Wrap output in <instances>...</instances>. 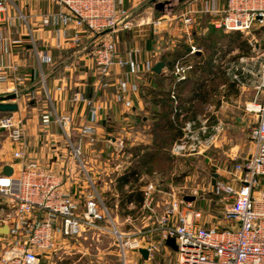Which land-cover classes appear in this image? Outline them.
<instances>
[{"label": "built area", "instance_id": "obj_1", "mask_svg": "<svg viewBox=\"0 0 264 264\" xmlns=\"http://www.w3.org/2000/svg\"><path fill=\"white\" fill-rule=\"evenodd\" d=\"M47 1L55 9L44 15L43 23L54 28L56 48L62 49L65 44L79 47L85 37L93 40L89 56L96 68V80L101 84L111 76L115 66L129 65L133 74L141 72L131 58L120 56L115 39L110 34L135 29L144 35L147 29L142 26L151 24L157 28L163 22L174 19V16L170 19L163 15L155 20L132 21L131 5L126 2L131 4L134 0ZM157 3L154 0L152 7L155 8ZM6 6L7 0H0V13L6 10ZM210 11L213 14L212 26L217 30L239 31L248 36L255 29L264 27V0H225L224 8ZM20 17L26 20L24 15ZM180 18L185 25L193 24L191 16ZM252 45L256 52L254 56L257 59L264 57L259 43L254 45L253 42ZM199 50L193 47L192 53ZM36 54L39 62H51L47 51H36ZM262 60L256 74L258 80L254 85V96L244 107L254 119L249 134V151L242 155L239 150H232L228 155L232 163L217 166L213 173L210 193L222 207V225L206 222L203 212L194 205L195 201L185 199L191 195L173 188L161 190L158 180L146 179L143 182L144 176L139 174L143 195L141 209L145 212L143 218L152 222L147 230L148 238L141 239L129 238L119 231L90 175L85 179V187L70 179L75 173L71 169L65 174L26 161L25 110L20 107L23 77L14 64L0 66V71L6 75L3 80L6 84L0 88V101H6L10 94H15L16 98L9 101L18 104L17 111L0 116V138L3 136L12 142L15 160L12 174L0 172V227H9L8 234L0 236L11 238L0 264H38L39 256L54 250L59 239L72 240L93 229L115 235L125 262L126 250L138 251L141 242L145 243L151 258L157 250V244L153 241L156 234L157 242L163 245L166 239H175L176 251L165 245L171 254L175 253V264H264V58ZM193 67V63L178 62L172 73L179 81H184ZM146 71H150V66L146 67ZM116 82L118 91L126 88V81L122 78H117ZM74 101L87 106L88 123L81 127L78 143L73 144L69 139L66 145L71 150L72 158L78 161L79 168L83 169L82 144H95L96 132L91 125L98 120L101 106L80 93L75 94ZM42 122L44 125L55 122L67 138L70 136V115L56 114L51 118L50 114L45 113ZM116 147L120 152L116 150L115 155L119 157L124 146L117 144ZM199 147L201 144L189 135L174 143L171 153H195ZM109 162V168L115 172L125 168L123 161L114 168L111 158ZM65 176L70 179L69 186L66 185ZM193 193H197L196 190ZM129 205L134 207L133 203ZM128 220L131 221L132 217H128Z\"/></svg>", "mask_w": 264, "mask_h": 264}, {"label": "crops", "instance_id": "obj_2", "mask_svg": "<svg viewBox=\"0 0 264 264\" xmlns=\"http://www.w3.org/2000/svg\"><path fill=\"white\" fill-rule=\"evenodd\" d=\"M153 1L134 0L131 4L127 2L126 4L131 5L132 9L149 5L151 12L147 9L148 18L146 21L156 19L154 12L162 13L160 17L167 15L166 11L172 7V0H156L165 4L164 8L159 10L152 7ZM194 1L198 8L189 7L179 16V18L181 16L193 18V24L189 26L185 25L180 18V24L185 33H189L190 29H193L194 34L197 32L206 33L210 31V28L213 33H224L212 26L213 14L210 10H221L225 6V0ZM53 9L55 8L47 0H7L6 10L0 13V66L14 64L18 67V73L23 77L21 109L27 112L28 105L24 104L26 96L38 95L41 87L49 102V105L44 104L42 107H38L36 98L30 100L34 115L24 121V134L28 144L26 161L36 162L42 167L56 172L65 173L71 169L75 173L71 175L70 179L72 178L73 182H77L79 185L83 184L85 187L87 175L92 178L98 177V179L102 175H107L106 177H109V182H111L108 186L110 190L101 195L103 198L112 192L113 196L118 198L116 178L125 171L128 165L138 164L139 153L143 154L145 148L159 143V135L164 134L160 129L169 128V121L173 122L170 124L172 127L180 130V132H176L177 130L174 129L173 143L188 138L187 133H189L196 138L198 144H201L198 151L192 154H201L212 146L217 147L220 137L223 136L226 126L229 125L228 115L224 114L233 108L234 100L240 98L241 88L252 87L254 89L252 79L259 73L261 63L257 68L252 67V63L248 62L249 58L243 59V61L248 60L244 62V71L248 73L247 81L237 85V94L228 89L227 78L232 77L233 67L229 59L233 56V52H238V49L227 46L216 49L212 57L214 67L205 74L206 84L210 81L221 82L220 96L215 101L211 91L209 99L203 102L200 98L202 91L193 90L192 86L189 89L184 88L187 81L198 78L201 69L199 66L202 65L201 61L204 57L201 54L203 50L201 53H192V50L189 52L187 50L181 58L173 57L174 51H162V49L160 51V46L156 44L162 40L161 38L157 39L155 35L166 24L157 28L151 24L145 27L147 32L144 35L148 39L150 35L153 36L145 50L143 48L140 50L139 47H130L127 52L117 50L121 57L131 58L134 61V66H137L141 71L145 72L146 67L150 66L149 72L146 71L143 76L141 75L142 77H138L133 74L134 71L129 65L115 66L111 76L101 84L96 80V68L89 56L93 40L85 37L79 47L65 44L62 49L56 48L54 28L43 23L44 15ZM20 15H24L26 20H23ZM205 22H208V25ZM36 51H47L51 62H39ZM158 62L164 63L160 73L153 71V67ZM178 62L194 64L184 81H179L172 73ZM4 77L6 78V75L0 71V88L6 84L3 82ZM117 78L126 81V88L123 91L117 90ZM107 85L109 87H106ZM76 93L93 99L101 106L98 120L91 125L96 132L97 140L93 145L82 144L83 169L78 167V161L72 158L71 150L66 145L69 139L73 144H77L81 127L88 123V108L74 101ZM118 96L126 98L125 102L115 99ZM199 105L205 106L210 115L203 117L198 114L196 108ZM45 113L50 114L51 118H54L56 114L70 115V136L67 138L62 128L55 122L44 125L42 116ZM219 113L221 116L218 115ZM3 143L8 152L6 151L5 155L0 153V172L2 173L6 164L12 167L15 162L12 156V142L8 139ZM117 144L125 145L124 151L122 149V154H119V157L118 154L115 155L116 150L120 152L116 147ZM113 151L114 153H112ZM126 153L129 156H123ZM229 154L230 152L227 153V155ZM109 158L112 160L113 168L122 161L125 162V168L119 172L111 170ZM92 160L95 163H91ZM70 179L65 176L67 186L70 184ZM98 183L102 184L99 180ZM105 184L103 187H98L96 184L99 193L106 189L107 183ZM124 188L129 189V184H126ZM86 190L85 188V192ZM116 201L119 203L118 199ZM165 245L163 247L171 254L167 248L168 245L166 247Z\"/></svg>", "mask_w": 264, "mask_h": 264}, {"label": "rangeland", "instance_id": "obj_3", "mask_svg": "<svg viewBox=\"0 0 264 264\" xmlns=\"http://www.w3.org/2000/svg\"><path fill=\"white\" fill-rule=\"evenodd\" d=\"M172 7L166 11L167 18H172L171 16H176L168 22H163L165 27H161V30L156 33L157 39H160L158 46H160V51H181L190 47L200 49L196 53H201L204 50L203 39L208 37V32H197L194 34L193 29L189 30V33H185L182 29L180 14L187 10L189 7L198 8L194 0H172ZM130 6V5H129ZM140 9V10H139ZM150 10L149 5L137 7L135 9L131 8V19L130 20H145L148 18L146 13ZM151 12V10H150ZM154 18L160 17L162 13H153ZM208 25V22H205ZM148 26V25H147ZM146 26H142L145 28ZM217 35V42L225 43L226 39L220 35V33H215ZM111 37L115 39L117 50L128 51L130 47H139L140 50L147 47L150 44V40L153 36L150 35L148 39L145 35H139L135 29L118 31L110 34ZM148 36V35H147ZM250 44L254 42L259 43L261 48L264 50V27L255 29L250 35ZM235 46L234 49H237ZM255 50L252 45L251 53L248 56H241L239 63L247 62L243 61L245 58H249L248 62L252 63V67H259V64L263 56L260 59L255 57ZM236 52H233V55ZM254 56V59L251 58ZM235 64V63H233ZM245 68V65H244ZM142 72V71H141ZM138 73V77H142L145 73ZM245 72V71H244ZM256 74V72H255ZM142 75V76H141ZM254 76V75H253ZM258 80L257 76L252 79L253 85L256 84ZM220 81H210L207 83L206 87L212 92V98L215 101L220 96ZM190 84L187 82L184 88L189 89ZM106 87H109L108 85ZM255 93V90L250 88H241L239 99L234 100V106L228 113V123L226 126V131L222 137H220L217 147L212 146L207 151H203L201 154H192L193 152H187L185 155H173L171 153L174 143L169 137H164V142H167V148L164 155L158 156L153 161L147 163H142L140 167V174L143 175L144 180L153 179L158 180V186L161 190H170L173 188L177 192H182L195 197L194 205L198 207L202 212L206 222L210 225L221 226L222 225V207L219 206L210 193L213 184V173L216 171L217 166L222 164H230L232 161L229 159L227 153L239 150L240 154L245 155L249 151V134L251 127L254 123L248 113L245 111L244 107L246 101H251ZM120 95V94H119ZM36 98V105L42 107L44 104L49 105L48 99L45 96L43 88L41 87L40 93L35 96H26L24 103L28 105L27 112L25 111V120L32 117L33 111L30 106V100ZM115 99L118 101L125 102L126 98L123 96H118ZM251 99V100H249ZM36 107V108H38ZM196 112L201 116H209L208 109L205 106L199 105L196 108ZM6 112H0V116L5 115ZM221 116V114H218ZM185 126V125H184ZM188 135H191L187 133ZM6 139L4 137L0 138V153L5 155L8 150L4 147L3 141ZM6 146L8 144H5ZM125 148V145H123ZM127 146V145H126ZM90 147V146H89ZM94 147V146H93ZM129 147V146H127ZM91 149V148H90ZM95 149V148H94ZM93 149V150H94ZM124 156H129L127 153ZM95 161L96 158L94 157ZM91 163H95L93 160ZM78 164V163H77ZM79 167V166H78ZM107 176V175H106ZM104 175L100 179L93 178L95 184L98 187H103L107 183L106 189L100 191L103 195L108 192L109 189V177ZM98 180L102 183H98ZM100 184V186H99ZM106 185V184H105ZM196 190L197 193H193ZM111 193V192H110ZM1 198V197H0ZM118 198L113 196V192L107 196H104V200L108 205L110 214L114 217L115 223L119 231L125 233L129 238H148L147 230L149 226H152V222L146 221L143 216L145 212L143 209L137 210L134 215L127 213L129 210L135 208L127 205L126 207L120 208L119 203L116 201ZM110 200V201H109ZM116 201V202H115ZM128 217H132L129 221ZM111 228V225H109ZM11 238L0 237V261L5 251L9 247V241ZM147 241V240H145ZM153 241L157 244V250L153 252L151 258L147 260L143 259L138 253L137 249H127L126 250V262L123 259L122 253L120 252L119 245L116 241L115 235L112 232H102L98 230H88L81 236L75 239H60L56 245V248L48 253L41 254L39 256L38 264H175L176 256L170 254L165 250L163 245L158 241L156 234L153 235ZM141 247H145V243L141 242Z\"/></svg>", "mask_w": 264, "mask_h": 264}, {"label": "trees", "instance_id": "obj_4", "mask_svg": "<svg viewBox=\"0 0 264 264\" xmlns=\"http://www.w3.org/2000/svg\"><path fill=\"white\" fill-rule=\"evenodd\" d=\"M220 35L226 39L225 43L217 42V35L213 32L209 33L208 37L206 36L207 40L203 39L204 50L201 54H203L204 57H202V65L199 66L201 68L199 72L200 74H198L197 79L193 81H187L191 84L193 90L202 91V95L200 96V98L203 102H206L209 99L210 94V89L206 87L207 84L205 74H207L208 70L210 71L214 67L212 57L217 48H223L224 46H227L229 48L238 46L236 47L238 49V52L229 59L233 67L232 77L229 76L227 78L228 89L233 90V92L237 94V85L245 83V81H247L246 77L248 76V73L244 72V63H239V59L241 56H248L251 53L252 45L250 44L249 38L239 31L224 32ZM187 50L189 52L190 47L181 51H174L173 57L181 58V56L185 55V52H187ZM171 123L173 122H168L169 128H166L165 130L164 128L160 129L164 134H162V136L159 135V143H154L150 148H145L143 154L139 153V156L137 158L138 164L136 163V165L134 164L132 166L128 165L125 171L116 178L117 189L119 191L118 201L120 208L126 207L129 203L135 204V208L127 212L131 215H134L137 210H140L142 204L143 195L140 188V186L142 185V181H139V169L142 163L148 164L158 156L164 155V152L168 145L166 141H163L164 137L167 136L170 138V140H173V137L175 136L174 129L176 128L172 127L170 125ZM176 130V132H180L179 129ZM126 184H129V189L124 188Z\"/></svg>", "mask_w": 264, "mask_h": 264}, {"label": "water", "instance_id": "obj_5", "mask_svg": "<svg viewBox=\"0 0 264 264\" xmlns=\"http://www.w3.org/2000/svg\"><path fill=\"white\" fill-rule=\"evenodd\" d=\"M164 6H165V4L162 2H159L156 4V8L159 10L163 9ZM163 66H164L163 62H158L153 67V71L156 73H160ZM15 98H16L15 94H10L6 98V101H0V112L11 113V112L17 111L18 110V104L16 102L9 101L10 99H15ZM12 172H13L12 167L9 164H6L3 168V173L6 175H10V174H12ZM185 199L189 200V201H193L195 199V197L194 196H186ZM8 232H9V227L7 225L0 227V234H8ZM165 243H166V245L171 247L174 251L177 250V244H176V241L174 238L166 239ZM138 251L144 259L147 260L149 258V251L147 248L140 247L138 249Z\"/></svg>", "mask_w": 264, "mask_h": 264}]
</instances>
